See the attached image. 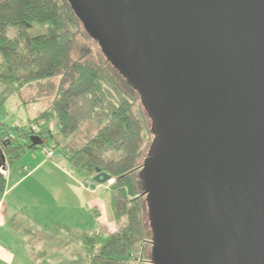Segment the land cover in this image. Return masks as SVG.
I'll list each match as a JSON object with an SVG mask.
<instances>
[{"label": "water", "instance_id": "1", "mask_svg": "<svg viewBox=\"0 0 264 264\" xmlns=\"http://www.w3.org/2000/svg\"><path fill=\"white\" fill-rule=\"evenodd\" d=\"M70 1L152 118L151 262L264 264V0Z\"/></svg>", "mask_w": 264, "mask_h": 264}, {"label": "trees", "instance_id": "2", "mask_svg": "<svg viewBox=\"0 0 264 264\" xmlns=\"http://www.w3.org/2000/svg\"><path fill=\"white\" fill-rule=\"evenodd\" d=\"M34 24L47 26V31L30 36L28 30ZM10 27L21 29L11 37ZM84 29L67 0H0V84L23 104H29L40 98L24 100L25 91L60 77L51 105L37 117L22 125H8L0 115V198L7 187L3 167H11L28 151L43 147L57 152L85 178H94L97 170L106 172L115 179L110 187V204L118 229L89 233L61 228L81 243L72 251L68 264L145 263V248L153 231L140 167L152 151L156 132L146 105V109L135 108L134 99L119 80L124 74L109 58L107 64L72 59L77 37ZM0 111L7 115L5 105ZM88 120L97 129L86 142L74 146L59 140L60 136L68 139L75 135ZM53 121L59 127L57 134L52 129ZM147 135L152 138L146 143ZM60 245L64 247L65 243Z\"/></svg>", "mask_w": 264, "mask_h": 264}, {"label": "crops", "instance_id": "3", "mask_svg": "<svg viewBox=\"0 0 264 264\" xmlns=\"http://www.w3.org/2000/svg\"><path fill=\"white\" fill-rule=\"evenodd\" d=\"M13 95L7 86L0 84V106H6ZM40 151V155L28 151L7 173L6 192L0 198V264H68L74 248L65 253V247L58 244L38 252L35 246L41 245V241L38 239L35 244L32 239L38 236L30 230L31 224L34 228L49 229L70 228L75 222L76 228H82L81 218L86 215L92 219L93 209L102 223L103 230L97 232L113 233L118 229L116 222L107 218L104 202L92 196L93 191L83 184L81 179L86 178ZM48 195L62 199L47 202L44 197ZM22 219L31 223L25 231L19 223Z\"/></svg>", "mask_w": 264, "mask_h": 264}, {"label": "rangeland", "instance_id": "4", "mask_svg": "<svg viewBox=\"0 0 264 264\" xmlns=\"http://www.w3.org/2000/svg\"><path fill=\"white\" fill-rule=\"evenodd\" d=\"M67 1L72 6L71 1L70 0H67ZM74 11L76 12L75 9H74ZM77 11H79V10H77ZM83 24H84V22H83ZM84 28L85 29L83 31V34H80L77 37V42H76V46H75V49H74L73 54H72V59H74V60L92 59L95 61H102L106 64L109 63L108 60L109 59L111 60V57L104 50V48L101 44V41L95 36L96 34L94 33V31H92V33H91V31H89L88 28H86L85 24H84ZM20 29L21 28H18V27H10L8 29V34L11 37H15L18 34ZM46 31H47V26L34 24L33 27L28 30V34L30 36H37L40 34H44ZM111 62L114 64V66H116L115 63L113 62V60H111ZM116 67L118 68V70H120V68L118 66H116ZM120 72H121V70H120ZM119 76H120L119 80H120L121 85L127 90V92L134 99L135 108L137 110L143 109V107L145 106V103H142L143 101H142V99H140L139 94H141V93H139V90L137 91L135 89V87H132L128 83V81L126 80L128 78L125 75H124V77L121 75H119ZM59 78L60 77H55V78L50 79V80H45V81H43L44 84H42L40 86L31 87L23 93V99L24 100H30L31 98L36 96L37 98H40L38 102L23 104L21 99H19L17 96L13 95L12 97H10L8 102H7V105L5 106L7 115H4V111L3 112L0 111V115L3 119V121L8 125H22V124L26 123L27 120L37 117L40 113H42L43 111L48 109L49 106L51 105L56 93H57L58 88H59ZM144 109H146V108L144 107ZM144 116H145V118L147 117L145 112H144ZM52 129H53V132L55 134H57L59 132V127L56 124V121L52 122ZM96 129H97V127H93V125H92V120H88V121H85L81 124L79 131L75 135H73L72 137H70L68 139H64L62 136H60L59 140L61 142H63V141L67 142L68 141V143H70L74 146L81 145L84 142H86L95 133ZM151 138H152L151 136L147 135L146 143L148 141L150 142ZM156 139H157V137H156ZM47 149L52 151L51 156L47 155V153H46ZM59 150L60 149H58V151ZM42 151L48 159H55L56 158V159L62 161V164L65 167H67L69 170H72L70 168L68 161L63 159L57 152H55L51 148L43 147ZM32 152H35V153L40 155L41 151H40V149H37V150H34ZM73 172H74V174H76L78 176L81 175L80 173H78L76 171H73ZM140 176H142L143 181H144L143 172L140 173ZM86 179H89V178H86ZM81 180H82L83 184L88 188V190L91 189L93 191L92 196L97 197L98 199H101V201L104 202V205L106 208L105 214L107 215V218L110 221H115L114 214H113L111 204H110L111 192L109 190H110V187L112 185L107 186L106 183L100 184V183H97L95 181L94 185L92 187H89L87 185V183L85 182L84 178H82ZM63 198H64V201L66 203L67 197L65 196ZM44 199H45V201L49 202V201H54L57 199L61 201L62 198H61V196H58V198L56 196L54 198L53 195H51V196L48 195V196H45ZM83 211H80L79 213H83ZM147 215H148V221L151 224L152 221H151V215H150V204H149V209H148ZM90 220H92L91 221L92 224H91ZM19 223L22 225V227H24V231H25L27 224H31L28 222V220H24V219L19 220ZM73 223L74 224L72 226H68V227H70V230L74 231V232L80 231V230L82 232H89L91 230V225H92V232H89V233H94V232H97V230L102 229V223L99 221V219L97 217V213H95V211L93 209H92V219H90V217H88L86 215H84L81 218L80 225L84 224V226H81L82 228H76V226H74L75 222H73ZM61 228L62 227H55V228H49V229L48 228L39 229V228H34L31 224L30 230H32L36 234V236H38V238H32V239L36 240L35 244H37L38 239L41 241V245L35 246L37 251L39 252L40 249L41 250H48V248H52L53 245L56 247L58 244H61L62 241H63V243H65V246H64L66 249L65 253H70V250H72V248H74L73 250L79 249L81 247L80 240L77 237L75 238L74 236H70L68 231L65 230L67 227L64 229H61ZM151 229H152V226H151ZM103 233H105V232H103ZM50 236H53V237H50ZM149 240H150V242H148V244L145 248V251L147 254L146 259H145V263L140 261L142 259L141 258L142 256H141V254H139V257H140L139 261L141 264H143V263L144 264H153L151 262V261H153V245L151 243L152 239H149Z\"/></svg>", "mask_w": 264, "mask_h": 264}, {"label": "built area", "instance_id": "5", "mask_svg": "<svg viewBox=\"0 0 264 264\" xmlns=\"http://www.w3.org/2000/svg\"><path fill=\"white\" fill-rule=\"evenodd\" d=\"M46 153H47L48 156H51V155H52V151H50V150H48V149L46 150ZM8 171H9V166L5 165V166L3 167V172H4V173H8ZM85 182L87 183V185H88L89 187H92V186L94 185V183H95V181H94L93 179H85ZM114 182H115V179L111 177V179L108 180V181L106 182V184H107V186H111V185L114 184Z\"/></svg>", "mask_w": 264, "mask_h": 264}]
</instances>
